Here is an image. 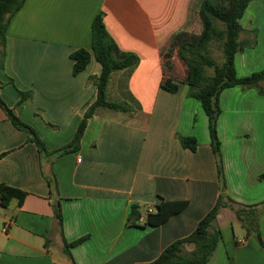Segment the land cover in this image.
I'll list each match as a JSON object with an SVG mask.
<instances>
[{
	"label": "crops",
	"instance_id": "0c3cea01",
	"mask_svg": "<svg viewBox=\"0 0 264 264\" xmlns=\"http://www.w3.org/2000/svg\"><path fill=\"white\" fill-rule=\"evenodd\" d=\"M201 1L26 0L13 16L5 66H0V93L49 152L73 140L97 98V87L89 80L100 76V63L92 57L74 75L71 54L91 50L98 14L104 13L114 41V59L132 55L137 62L114 71L106 86L108 102L130 109L98 107L76 152L40 154L0 107V184L26 193L21 203L13 199L0 210V264H71L54 211L58 200L66 241L88 236L71 249L75 264L152 262L170 244L189 236L213 208L220 180L208 117L201 103L188 96L187 72L173 42L177 32H202ZM240 24V40L247 46L235 64L237 75L244 77L264 70V0H252ZM164 79L178 83V91L163 89ZM19 91H32V100L20 103ZM220 105L227 193L243 205L260 204L264 96L234 87L222 92ZM178 135L195 137L198 149H185ZM48 177L57 179L58 193L52 194ZM157 195L187 201L188 206L158 227H128L131 206L150 210ZM234 217L224 208L213 222L222 238L207 264H264V249L252 234L236 235ZM140 221L145 222L144 215ZM259 229L264 242V206Z\"/></svg>",
	"mask_w": 264,
	"mask_h": 264
},
{
	"label": "trees",
	"instance_id": "16d2710c",
	"mask_svg": "<svg viewBox=\"0 0 264 264\" xmlns=\"http://www.w3.org/2000/svg\"><path fill=\"white\" fill-rule=\"evenodd\" d=\"M25 1L0 0V66L2 68L5 66L8 27L13 16L22 8ZM251 1L202 0L200 5L202 32L197 35L180 31L173 37L174 45L179 50L181 61L187 72L185 83L189 87L188 96L201 103L208 117L210 142L220 180V194L213 208L199 221L196 229L189 236L170 244L156 260L143 264H207L222 238L221 231L213 227V222L224 208H229L234 212L236 219L240 221L246 233L252 234L264 249V242L259 229V209L264 206V202L257 205H243L227 193L222 142L218 132V122L222 113L220 97L223 91L241 87L243 90L254 89L259 95L264 96V70L239 77L235 64L236 55L247 46L240 40L243 31L240 20ZM212 42H218L222 45L223 61L221 64L215 62L208 54ZM113 47L114 41L104 25V13H100L92 23L91 50L81 48L71 54V59L74 60V75L83 72L92 57L100 63L102 67L100 76L91 77L89 80L97 87V98L85 112L73 140L53 152L47 150L36 130L14 113L0 93V107L13 125L27 134L28 141L37 145L40 154L59 157L80 150L88 121L98 107H108L117 111L130 109L126 104H116L106 100V86L110 75L114 71L131 67L137 62L136 57L132 55L122 60H115L112 56ZM209 69L213 70L212 74H208ZM10 81L12 80L10 79ZM161 87L175 93L179 89V84L171 79H164ZM19 95L20 103L28 102L33 98L32 91H19ZM178 138L185 149L193 152L198 149L199 143L195 137L178 135ZM260 179H264V174L261 175ZM48 183L52 194L59 192L58 181L55 177H48ZM25 196L26 193L21 190L0 184V205L2 207H7L13 199H18L21 203ZM187 206V201H167L162 196L157 195L154 199L153 208L150 210L142 209L140 205L133 204L126 224L128 227H158L168 222L172 216L181 213ZM54 211L63 236V252L71 264H75L71 249L85 242L88 236L67 242L63 234L60 200L54 204ZM143 215L145 222L141 223L140 220ZM188 246H192V249L188 250Z\"/></svg>",
	"mask_w": 264,
	"mask_h": 264
},
{
	"label": "rangeland",
	"instance_id": "374dc122",
	"mask_svg": "<svg viewBox=\"0 0 264 264\" xmlns=\"http://www.w3.org/2000/svg\"><path fill=\"white\" fill-rule=\"evenodd\" d=\"M208 54L215 60V62H217L218 64H221L223 61V49H222L221 43L212 42L210 44ZM212 73H213V70L209 69L208 74H212ZM2 209L3 207L0 205V210ZM233 227L235 229V233L237 236L246 234L245 229L242 227L240 221H238L236 217H234V220H233Z\"/></svg>",
	"mask_w": 264,
	"mask_h": 264
},
{
	"label": "built area",
	"instance_id": "2783aa9c",
	"mask_svg": "<svg viewBox=\"0 0 264 264\" xmlns=\"http://www.w3.org/2000/svg\"><path fill=\"white\" fill-rule=\"evenodd\" d=\"M10 223H11V222H9V224L4 225V227H3V232H4V233H7V232H8ZM240 243H241V244H245V243H246V240H245V239H242V240L240 241Z\"/></svg>",
	"mask_w": 264,
	"mask_h": 264
}]
</instances>
